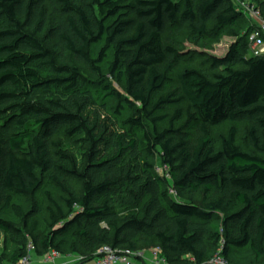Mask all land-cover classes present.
Segmentation results:
<instances>
[{
  "label": "trees",
  "instance_id": "16d2710c",
  "mask_svg": "<svg viewBox=\"0 0 264 264\" xmlns=\"http://www.w3.org/2000/svg\"><path fill=\"white\" fill-rule=\"evenodd\" d=\"M241 1L260 8L264 19V0ZM48 22L54 48L94 82L38 40ZM247 23L233 0H0V232L5 249L24 244L8 264L26 257L28 239L38 258L88 253L78 264H91L103 246L158 248L168 263L188 257L207 264L220 245L227 264L243 252L264 263V56L247 55L253 24L224 57L207 56L206 71L184 70L176 87L155 99L179 56L163 42L167 29L187 28L201 41ZM125 107L139 116L122 121ZM171 107L167 129L143 134L147 158L167 169L160 175L141 157L136 131L144 120H168ZM226 123L246 125L250 153L236 144L235 128L214 149L209 128ZM61 131L86 145L81 164L54 140ZM68 179L82 183L81 194ZM46 184L63 197L58 203L46 194L47 233L39 236L37 221L28 225L35 207L25 214L13 201L31 204ZM171 190L188 198L174 200ZM199 191L196 204L191 197ZM8 213L28 229L27 238Z\"/></svg>",
  "mask_w": 264,
  "mask_h": 264
},
{
  "label": "rangeland",
  "instance_id": "374dc122",
  "mask_svg": "<svg viewBox=\"0 0 264 264\" xmlns=\"http://www.w3.org/2000/svg\"><path fill=\"white\" fill-rule=\"evenodd\" d=\"M234 2V6H236V8L241 11L242 13V1L241 0H233ZM245 16V15H244ZM246 18V22L248 21L247 24H243L242 26L239 27V29H232L229 31H223V32H219L217 35L215 36H210L207 37L201 41H196L195 38H193V35H191L190 31L187 28H183L180 29L178 26L175 27H171L169 29H167L166 33L164 34L163 37V42L164 44L167 45H171L172 47L175 48V50L179 53L178 56V61L176 66L173 68L171 74L169 75V80L166 83V85L164 86V88L158 92L156 94V98L164 96L166 93L172 91L175 87H176V83H175V79L176 76L180 73H182L184 70L186 69H197L200 71H206L207 70V65H205V60L207 58V56H211V57H217V58H222L226 55V53L228 52L230 46L235 43L237 41V39L242 38L248 30V27L251 26L250 25V19L245 16ZM249 24V25H248ZM50 27V23L48 22V24L45 26V28L38 34L37 38L38 40L45 46V48L51 50L57 57V60L59 63L61 64H67L71 67H76L78 68L79 72L83 74L84 77H86L88 80L94 82L93 77L90 75V73L85 70L81 65H78L74 59L72 58V56L68 53H59L58 50H56L54 48V44L53 42L48 38V30ZM233 33H237L238 36H234ZM239 37V38H238ZM100 47L97 48V50H99ZM96 50V51H97ZM247 55L253 56V51L252 48L250 47V45H248L247 48ZM264 56V52L263 54L260 56L262 57ZM109 59H112V57L110 56ZM106 71V70H105ZM104 71V72H105ZM110 85L112 87L113 90H115L116 92H118L120 95H125V92L123 90V85L122 84H118L116 83L114 80L110 81ZM155 101V100H154ZM118 104V101L115 100H111L108 101V107H115ZM136 108H140L139 105L135 106ZM176 108H166L165 113H167L168 115V120L164 121V122H160L157 123L156 125L151 124L149 121L144 120L143 121V130H137L136 131V136L138 139V143H139V150L141 151V157H143L145 160L150 161L153 165L155 170L161 175L165 172V170H167L161 163L160 161L155 158L153 160L147 158L146 156V145H145V141H144V132H162L163 130L168 128V123H169V119L172 116L173 111ZM182 109H185V106H182ZM157 115H162V114H157ZM139 115L137 112L125 107L124 110L122 111V121H126L128 119H135L137 118ZM122 121L120 122V126H123ZM184 123V121L180 122L179 125H182ZM230 128H235L237 131V136H236V144L245 152L250 153V149L248 147L247 144V140H246V125L245 124H234V123H226L223 125H220L218 127H210L209 128V133L211 136V140H212V144L213 147L216 151H218L220 149L221 146V140L222 138H224L228 131L230 130ZM188 133H189V141L190 142H194V138L197 135V131H196V126L195 125H190L188 127ZM80 137H75V138H67L64 136L63 132L61 131L55 138V141H59L61 143V145L63 146L64 150L73 155L77 162L79 164H81L83 162V157L86 151V145L84 144V142H82V140H80ZM67 184L70 188H72L74 190V192H76L77 194H81V188H82V183L75 180V179H68L67 180ZM49 194L50 197L52 199H54L56 202L60 203V199L63 197V195L60 193V191H58L57 189L52 188V186L50 185H44V187H42L41 191L35 196V198L33 199V202L31 204L25 202L23 199L21 198H16L14 197V203L16 205H18L22 211L25 214H28L32 211L33 207H35L36 212L34 211L33 214L29 217L28 219V225L32 223V221L36 220L38 223V235L39 236H44L47 233L46 227H45V222L46 220V207L48 205L47 203V196L46 194ZM201 196L202 193L201 191H199L197 194H195L194 196H190L194 203L198 204L201 200ZM218 196H214V195H209V199L210 200H216ZM172 198L174 200H185L188 198V196L186 194L184 195H172ZM123 209V208H122ZM122 209H119L120 211H122ZM125 210V209H124ZM138 212V210H136V213ZM5 219L9 222H11L14 227L17 229V231H19L22 235H25L26 238L27 236V231L28 229H26L25 227H23V224L21 223V221L16 218L15 215H13V213H8L5 216ZM222 217L221 218H215L214 220V225L216 227H218L222 221ZM8 248L5 249L4 247V236L2 235V233L0 232V256L4 258V260L6 261L5 264H8L10 262V256L12 255V253L14 251H17V249H19L20 247H23L24 244H13V243H8ZM25 246L27 248V251H32L31 257L33 259L38 258L35 255V247L32 245L31 243V239H28L25 242ZM140 248V247H138ZM221 249V245L219 246V248H217V251L212 252L209 256V258L207 259L208 263L211 258L213 257L214 254H216L219 250ZM147 252V251H146ZM145 253V252H144ZM88 253L83 252L82 256H80V258L82 259V257L87 256ZM85 255V256H84ZM79 257V256H78ZM78 257H61V259L63 258H67L70 260H75L76 264L79 263L80 258ZM161 259H163L162 257H160ZM78 259V260H77ZM150 263L147 264H152L151 263V256H150ZM230 264H264L261 262H256L254 260V258L248 253V252H243V253H233L232 256H230V260H229ZM92 264V263H91ZM165 264H192L191 260L188 257L185 258H179V259H170V262L168 263L167 261L165 262ZM227 264V263H226Z\"/></svg>",
  "mask_w": 264,
  "mask_h": 264
},
{
  "label": "built area",
  "instance_id": "2783aa9c",
  "mask_svg": "<svg viewBox=\"0 0 264 264\" xmlns=\"http://www.w3.org/2000/svg\"><path fill=\"white\" fill-rule=\"evenodd\" d=\"M236 1V0H235ZM242 14L250 19L254 28L248 36V43L253 51L254 57H260L264 52V19L260 8H253L247 3H242ZM241 12V11H240ZM171 195H175L174 191H170ZM222 248V246H221ZM152 264H165V261L160 258L161 251L158 248L150 250ZM32 251H27L26 257L19 260L17 264H31ZM144 253H135L130 250L112 249L109 246L101 247L95 254L93 264H145ZM61 256L55 251H49L42 260L44 264H57ZM78 260V259H77ZM207 264H226L221 249L213 255Z\"/></svg>",
  "mask_w": 264,
  "mask_h": 264
},
{
  "label": "crops",
  "instance_id": "0c3cea01",
  "mask_svg": "<svg viewBox=\"0 0 264 264\" xmlns=\"http://www.w3.org/2000/svg\"><path fill=\"white\" fill-rule=\"evenodd\" d=\"M143 255H144L143 258H144L145 264L150 263L149 262L150 261V253L149 252H145ZM30 261H31V264H44L42 258L33 259L31 257ZM75 262H76L75 260H70V259H67V258H63V259H60L57 262V264H76Z\"/></svg>",
  "mask_w": 264,
  "mask_h": 264
}]
</instances>
